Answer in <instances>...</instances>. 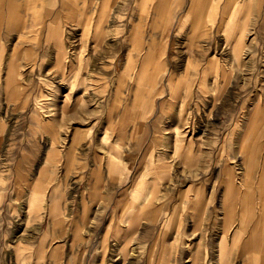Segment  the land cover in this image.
I'll return each instance as SVG.
<instances>
[{
    "label": "rangeland",
    "instance_id": "obj_1",
    "mask_svg": "<svg viewBox=\"0 0 264 264\" xmlns=\"http://www.w3.org/2000/svg\"><path fill=\"white\" fill-rule=\"evenodd\" d=\"M103 1L6 0L22 14L18 30L0 25V264H264L250 241L260 202L245 230L223 199L229 176L244 189L242 138L264 144V0H236L243 8L228 14V0H208L213 20L195 40L192 0ZM55 20L59 50L46 45ZM152 43L164 93L144 122L123 123L135 113L124 108V64L138 66ZM14 50L27 102L5 92ZM168 78L184 82L173 105Z\"/></svg>",
    "mask_w": 264,
    "mask_h": 264
},
{
    "label": "bare ground",
    "instance_id": "obj_2",
    "mask_svg": "<svg viewBox=\"0 0 264 264\" xmlns=\"http://www.w3.org/2000/svg\"><path fill=\"white\" fill-rule=\"evenodd\" d=\"M106 3H107L106 0H104L103 4L105 5ZM206 8H209L208 0H192V7L190 10V15H189V19L192 20V29H191L192 30V36H191L192 40H195L196 38H198V36L195 34V31L196 30L199 31L198 29L201 28L200 27L201 24H203V22L206 19L209 21L213 20L212 14H210L208 9ZM224 11L225 13L223 14H228L229 8L226 7ZM19 13L22 14V11L18 12L16 7H12L11 9L6 10V0H0V25H2L3 22L6 20L9 29L18 30L21 26V17ZM158 13H161V12H158ZM33 21H37V19L33 18ZM155 22L157 21H154V23L152 24V28H155ZM103 23H104V17L102 15L99 17V20L95 27L94 36H93L94 39H96L97 41L103 35V28H104ZM30 24H32V22ZM46 35H47L46 45L48 46L50 43H54L55 46L59 50V48H61L60 41H62V32L58 28L57 20L51 22L47 26ZM156 46H157V43L156 44L152 43V47H150V50L148 51V53L146 54V56L143 58V60L138 66H137V63H138L137 59L133 61L130 57L127 58L126 63L124 64L126 68V72L124 73V108L125 109L132 108L133 110H135V113L137 114L135 113L132 114L131 113L132 110L131 112L125 110V113L122 119L123 123H124V116L126 117V115H130L131 119L133 120H142L141 122H144L147 119V114L156 104L155 97L157 96V94L164 93L163 89L161 90V92L158 91L159 76L162 73V72L161 73H158V72L162 71L164 64L161 59L159 58L157 59V57H155V53H156L155 51L157 49ZM135 47L136 49H139L138 52L141 51L142 46L138 45ZM18 56H19V51L14 50L13 57L9 65V69L7 73V79L5 82V90H6L5 92H7V96L9 100L13 98L14 99L21 98L22 101L27 102L29 95H27L23 91L24 89L23 87H21V84L18 81V66H17ZM60 58H61V53L59 51V53H57L58 61H60ZM153 64H154L153 72L152 74H149L150 73L149 71L151 70V67ZM217 67H218V62L214 60L213 61L210 60L207 64L208 70L209 69L212 70ZM83 69H84V66L80 64L79 68L75 70L82 71ZM75 70L73 69L72 71H75ZM134 71H136L135 75H134ZM122 76L123 74L121 75V78ZM183 83L184 82H182L181 85H176L172 83V80L170 78H168L167 80V84L169 86L168 92L171 95V97L169 98V104L171 103V105H173V100L179 97ZM69 84H71L70 80H69ZM24 94L25 96L23 97ZM107 96L105 97L107 98ZM112 103L115 104L114 101ZM112 106H115V105H112ZM170 108H167V109H170ZM240 146H241L240 151L243 155V160L246 165L245 166L246 173L243 179L244 189H242L241 186H238L236 183H234L230 176L228 177V180L226 183V190H225V194L223 197V199L225 200L224 202L225 212H226V215H232V213H235V211L238 209L241 227L246 230L249 224L255 219L256 214H257V206H256L257 201L260 202L261 214L260 216L257 217L258 219L253 228L250 241L255 244L259 242L261 246V250L262 252H264V158H263V163L260 165V159H261L260 151L263 148L264 144L262 146L261 141H260V136H255V137L242 138V142ZM101 164L102 163L96 164L97 170L93 173V175L98 176V174L101 173V168H100ZM106 168L110 170L119 169L121 168V166H120V163L116 164V162L111 160L107 163ZM100 192L101 191L99 187L94 183L92 185L91 192L89 193L87 199L90 202H93V203L96 202L97 198L100 197L99 195ZM232 198H233V202H232ZM50 200H51L50 215L51 217H54V215H56L60 210V205L58 204V198L55 195V193H52ZM37 202H39L38 198H36L35 200L34 199L31 200L30 207L33 208L34 206H40L41 204H37ZM88 208L89 207L86 202V197L83 196V212L85 214ZM249 247H250V244H249ZM222 248L224 249V246H222ZM248 251H249V262H250V261H253L252 259L253 252H250V249Z\"/></svg>",
    "mask_w": 264,
    "mask_h": 264
},
{
    "label": "crops",
    "instance_id": "obj_3",
    "mask_svg": "<svg viewBox=\"0 0 264 264\" xmlns=\"http://www.w3.org/2000/svg\"><path fill=\"white\" fill-rule=\"evenodd\" d=\"M230 6H231V8L239 9V11H240L241 8H243V6H241V2L236 1V0H228L227 2H225L224 6H223V10H222L221 13H225L224 9H225L226 7H228V8L230 9ZM228 13H229V12H228ZM231 13H232V14H237L238 11H235V10H234V11H231Z\"/></svg>",
    "mask_w": 264,
    "mask_h": 264
}]
</instances>
